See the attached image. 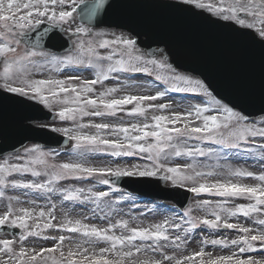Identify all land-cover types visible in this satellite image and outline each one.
Wrapping results in <instances>:
<instances>
[{
    "label": "snow or ice",
    "instance_id": "obj_1",
    "mask_svg": "<svg viewBox=\"0 0 264 264\" xmlns=\"http://www.w3.org/2000/svg\"><path fill=\"white\" fill-rule=\"evenodd\" d=\"M178 2L244 29L231 31L264 51V0ZM114 7V0H0V103L56 105L53 120L69 125L37 120L64 138L59 147H23L0 162V200L7 199L0 228L19 229L0 239V264H264V77L251 113L246 106L257 97L248 86L226 100L174 65L167 46L108 24ZM57 36L70 41L62 54L49 48ZM171 93L188 104L174 109ZM90 156L145 163L94 167ZM241 160L248 166H233ZM121 177H159L194 200L145 226L143 212L125 211L134 198L114 184ZM240 200L247 203H233ZM76 206L84 210L78 217L70 215Z\"/></svg>",
    "mask_w": 264,
    "mask_h": 264
},
{
    "label": "water",
    "instance_id": "obj_2",
    "mask_svg": "<svg viewBox=\"0 0 264 264\" xmlns=\"http://www.w3.org/2000/svg\"><path fill=\"white\" fill-rule=\"evenodd\" d=\"M114 7L106 17L108 24L120 23L142 31L140 40L152 47L167 46L171 61L181 71H190L204 79L226 100H235L242 85L248 86L257 99L246 106L258 113L259 87L264 77V51L258 45L231 31L236 25L217 20L209 13L170 0H114ZM35 107H43L36 105ZM64 138L58 135H37L33 139L47 145L59 146ZM23 143L3 142L5 150L13 151ZM114 184L139 195L172 201L184 208L190 193L178 187H166L160 178H112ZM0 232L19 234L7 226Z\"/></svg>",
    "mask_w": 264,
    "mask_h": 264
},
{
    "label": "rangeland",
    "instance_id": "obj_3",
    "mask_svg": "<svg viewBox=\"0 0 264 264\" xmlns=\"http://www.w3.org/2000/svg\"><path fill=\"white\" fill-rule=\"evenodd\" d=\"M106 31H109V30H106ZM53 76H57L56 74L52 73ZM48 76V72L45 71L43 73H37L35 74V76L33 78H46ZM87 78H91L90 75H85ZM58 78H60L59 76H57ZM63 78V77H61ZM108 84V83H107ZM109 85V84H108ZM110 86V85H109ZM96 90L97 92H99L101 89V86L100 85H97L96 86ZM170 97L172 98V102H173V108L175 109L176 108V104L179 103L181 105V108L185 105L188 104L189 102V98H186L184 97V95L182 94H170ZM192 100H196V99H199L197 97L193 98L191 97ZM167 102V101H165ZM53 111H56L58 110V107L56 105L53 106ZM121 116H124L123 113H119L117 117H105V118H95L96 122H100L101 119H105V120H118L119 117ZM87 119L88 118H85V122H87ZM125 119L127 120L128 118L125 117ZM50 126H62L61 124H59V122H56V123H51L49 124ZM65 126H69V125H65ZM33 146V145H31ZM30 146V147H31ZM12 154H9L3 158H0V162H2V160L4 158H7L9 156H11ZM61 160H66L67 157H61L60 158ZM88 163L90 166H94V167H117V166H130L131 164H143L145 163V161H142L141 160V163H137V162H129L127 161L126 159H123L122 157H117V158H113V157H109V156H90L89 159H88ZM253 163L252 161H249V164ZM233 166L234 167H247L248 165L245 164V162L243 160L241 161H234L233 162ZM252 170H256V171H259L258 169V166L256 168H253ZM153 178H159V177H153ZM96 181L95 180H92V181H85L84 183H95ZM248 182H252V181H248ZM65 183H74V184H78V182L76 181H68V182H65ZM164 184L166 185H171L169 182H165ZM98 187H100L98 185ZM13 194H19V193H7V195H13ZM131 197V196H130ZM22 199H26L25 197H21ZM134 198V197H132ZM137 198V197H136ZM137 201L139 199H136ZM135 199L133 200H130L128 202H126L125 204V211H129V212H132L134 214H139L140 212H143L144 213V216L140 217V219L142 220L143 224L145 226H147L148 224L150 223H156V222H160L165 215H170L171 212L169 211L170 209H172V207H170L169 205H162V204H153L151 205L150 203H139V202H136ZM194 200V197H193V194L191 196V198L189 199L188 201V204L192 203ZM7 203V199L6 197L3 199V200H0V212H2L4 210V207ZM233 203H247V201H243V200H240V201H234ZM187 204V205H188ZM135 205V207L133 206ZM175 210L177 212H180L179 210H177L175 208ZM84 210L80 207V206H76L74 211L72 213H70V215L72 216H80L82 214ZM57 217H61L63 215V210L58 208L57 209ZM194 214H198V213H194ZM125 218H129L127 216H125ZM241 222H243V218L241 217L240 218ZM195 237H196V240L199 239V232L195 233L194 234ZM0 239H14L13 237H10V236H7V235H2L0 234ZM43 243V242H41ZM48 245L50 246V242H48ZM27 246H32L31 245V242H28L27 243ZM197 248V244L195 242V240L193 241H190L189 242V245H188V248H187V251L188 252H191L193 249H196ZM208 250H212L211 248H209ZM169 254H171V250H169ZM217 254H226V250H217Z\"/></svg>",
    "mask_w": 264,
    "mask_h": 264
},
{
    "label": "flooded vegetation",
    "instance_id": "obj_4",
    "mask_svg": "<svg viewBox=\"0 0 264 264\" xmlns=\"http://www.w3.org/2000/svg\"><path fill=\"white\" fill-rule=\"evenodd\" d=\"M102 30H104V29H102ZM70 43V41H68V39H67V36H62V39H59V42H58V46L61 48V49H64L65 47H67L68 46V44ZM62 52H63V50L61 51V52H59L58 54H62ZM0 70H2V68H0ZM84 75H90V77H91V74L88 72V71H85V73H84ZM109 84V85H111L112 83H114V82H112V81H109V82H106V84ZM128 107H131V106H128ZM56 121V120H55ZM44 122H46L48 125L49 124H51V121H49V120H47V118L44 120ZM58 122H59V124H61L62 126H65L66 124H62V122H60L59 120H58ZM34 123V125L35 124H37L36 122H33ZM49 128V127H48ZM0 132H2V130L0 131ZM1 158V157H0Z\"/></svg>",
    "mask_w": 264,
    "mask_h": 264
}]
</instances>
